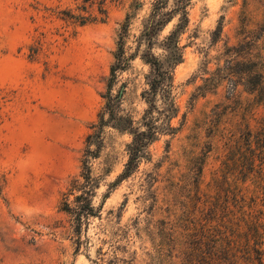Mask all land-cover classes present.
I'll use <instances>...</instances> for the list:
<instances>
[{
    "label": "rangeland",
    "instance_id": "1",
    "mask_svg": "<svg viewBox=\"0 0 264 264\" xmlns=\"http://www.w3.org/2000/svg\"><path fill=\"white\" fill-rule=\"evenodd\" d=\"M97 1L0 0V264H264V233L247 241L235 217L241 192L253 204L264 166L237 175L230 163L248 131H264V0H190L173 70L176 131L110 188L131 136L103 127L91 160L102 207L88 220L87 246L75 251L62 193L105 104L121 24L128 14V55L154 0H103L105 12ZM149 70L133 58L110 91L134 125L147 107ZM255 195L257 209L264 194Z\"/></svg>",
    "mask_w": 264,
    "mask_h": 264
},
{
    "label": "trees",
    "instance_id": "2",
    "mask_svg": "<svg viewBox=\"0 0 264 264\" xmlns=\"http://www.w3.org/2000/svg\"><path fill=\"white\" fill-rule=\"evenodd\" d=\"M102 1L98 0L97 3L99 9L105 12L101 8ZM189 2L190 0H154L149 14L142 22L140 33L136 37L135 49L128 55L125 48V38L128 34L130 20L128 14L121 24L114 52V62L110 66L105 104L99 112L98 124L95 125L94 131L86 137L80 173L78 177L71 180L67 190L62 193L63 200L60 209L67 213L70 218L75 251H78L82 245L87 246L88 237L84 236L83 238V234L87 230L88 220L90 217L99 216L102 207V204H94V197L100 181L93 174L91 160L98 157L102 147L101 133L103 127L110 125L129 133L131 136V140L126 146L127 160L122 171L109 185L110 188H114L137 170L139 164L149 157V146L160 135L173 134L176 131V127L171 124V120L178 114V106L173 94V70L176 65L183 61L184 47L180 44V35L188 22L187 6ZM174 18L177 21L173 28L165 36L159 38L161 31ZM81 19L83 20H80V23H85L86 19ZM154 45L162 50V55L159 56L153 52ZM137 56L149 65L150 70L146 76L147 88L142 92L147 107L138 125H134L131 117L124 116L117 110L120 94L111 96L110 91L118 72L126 70L130 60ZM256 83L257 85L255 84L253 89L261 87L258 86L259 82ZM232 154L230 163L237 175L243 174L249 169L252 170L257 164H259L260 171V168L264 166V131H256L255 133L248 131L241 142L233 147ZM257 159L259 162L255 164ZM244 180L245 178L241 179V181ZM254 181L256 188H254V194L252 193L250 199L256 205L255 198L258 196L255 194H264V179L259 176V179L255 178ZM236 200L237 205L241 208L239 215L235 216L238 220L237 225H244L246 228L245 230L239 228L238 233L240 236L243 235L247 241L250 240V237L261 241L264 233V202L262 207L255 209L242 192ZM245 205L249 206L247 211L243 209ZM211 228L209 227V229ZM210 234L209 230L205 237L210 236ZM221 236L227 237L225 230L221 232ZM227 251H229L228 248ZM256 252L258 253L256 257L261 259L262 251L256 249ZM224 263L225 261L220 260L218 264Z\"/></svg>",
    "mask_w": 264,
    "mask_h": 264
}]
</instances>
